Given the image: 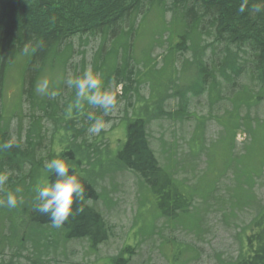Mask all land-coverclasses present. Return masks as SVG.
Listing matches in <instances>:
<instances>
[{
    "label": "trees",
    "instance_id": "1",
    "mask_svg": "<svg viewBox=\"0 0 264 264\" xmlns=\"http://www.w3.org/2000/svg\"><path fill=\"white\" fill-rule=\"evenodd\" d=\"M243 2L0 0V143L14 139L12 123L22 117L25 105L31 114L30 130L40 124L36 116L42 113L56 131L60 130L59 134L65 132L67 138L70 136L68 140H81L74 144L72 152L58 151L51 137H46V143V138L39 140L36 146L29 141L22 143L19 138L15 141L19 147L0 151V173L8 175L7 182L0 185V200L17 188L18 199H23L14 209L0 206V264H47L46 256L58 252L65 242L86 240L89 249L96 251L109 237L103 215L89 204L98 196L89 183L92 169L98 166L89 169L87 163L102 161L95 156V144L84 142L86 130L78 129L80 124L94 123L89 113L100 118L103 111L86 103L82 112L73 107L69 116L66 111L76 99V90L69 88L66 80L85 72L80 65H71L72 60L78 47L91 41L97 42L96 48L90 62L81 52L82 64L101 75L104 89L114 82L113 86L124 85L127 93L128 88L132 90L136 73L137 84H149L150 91L144 97L136 89L134 105L128 103L134 110L131 117H126L125 140L118 152H113L109 168L120 164L136 174L153 195L156 210L171 223L180 215L190 214L194 205V194L189 195L175 175L180 162L188 157L192 161L206 150L210 159L217 157L223 163L215 174L231 169L236 177L237 164L239 174L247 179L245 184L239 183L242 198L237 202L241 209L252 208L254 215L247 226L250 232H244L232 264H264V201L256 198L254 187L264 175V11L253 10L260 0H249L246 10L240 13ZM75 42L79 44L77 48ZM25 45L30 49L28 55L23 54ZM154 45L165 51L159 70L154 62ZM55 76H59L56 81ZM43 78L50 80L59 93L57 97L37 95L36 83ZM11 80L18 87L16 105L9 102L7 95ZM202 97L210 111L207 117L195 118L189 155L177 154V147L170 143L169 148L163 147L159 160L150 148V126L155 122L191 120L188 118L196 115L188 114L191 101L197 103ZM170 99L177 103L165 112L163 104ZM217 106L224 113L215 117L211 108ZM211 118L218 121L225 136L218 145L206 148L199 137L203 139V124ZM238 132L245 133L249 146L235 155L231 143ZM53 158L69 159L75 164V174L86 189V198L80 205L84 212L70 217L61 228H54L47 216L34 210L38 203L34 188L43 179L39 171L45 170V163ZM224 161L229 165L225 166ZM55 179V174L49 173L46 183ZM48 227L53 231L51 240L43 243L47 242L45 237L40 242L37 234H43ZM26 243L34 249L21 259ZM179 255L184 252L179 251ZM129 263V258L122 255L111 260V264Z\"/></svg>",
    "mask_w": 264,
    "mask_h": 264
},
{
    "label": "rangeland",
    "instance_id": "2",
    "mask_svg": "<svg viewBox=\"0 0 264 264\" xmlns=\"http://www.w3.org/2000/svg\"><path fill=\"white\" fill-rule=\"evenodd\" d=\"M96 43L91 41L85 47H78V42H75V47L78 49L71 65L75 67L80 65L81 71L90 70L82 64L80 54L85 52L90 62ZM153 53L156 68L159 70L164 60L162 58L165 53L164 48L154 45ZM85 63L88 65V62ZM137 68L141 72L145 71L143 67ZM135 75L136 77H132L134 79L132 90L128 88L127 93L124 91V85L113 86L114 82L109 89L106 88L116 94L117 104L108 114H104L102 108L99 109L103 111L100 118L104 121L105 127L98 134L88 131L93 123L78 126V129L86 130L87 138L84 142L90 145L95 144L98 151L95 156L102 161V164L96 160L94 162L89 160L90 165L87 163L89 169L92 168L91 166H98L92 169V181H89L95 187L98 196L89 204L94 205L103 215L109 227V237L98 246L96 251L89 249L86 240L65 242L64 245H60L58 252H52L46 256V263L111 264L113 258L122 255L129 258V264H232L238 256L243 234L248 231L247 226L252 220L254 211L250 207L241 209V205L237 202L238 198H242L239 183L245 184L247 180L239 174L240 167L237 164L235 170L238 176L236 177L234 170L231 171V169L215 174L218 172L217 167H222L223 163L217 157H214V161L210 159L206 150L192 161L190 157L185 158L189 155V142L197 124L195 118L207 117L210 111L209 103L205 102L204 97L197 103L192 99L188 114L196 115L195 117L188 115V119L191 120L186 119L173 124L164 121L155 122L148 129L150 148L159 160H161L160 154L163 147L167 149L171 144L177 147V154L180 152L185 156V161L180 162L178 173L175 175L179 182L185 185V191L189 195L194 194V205L190 208V214L180 215L177 220L169 223L156 210L153 195L136 174L126 170L120 164L117 167L111 166L112 169L109 168L108 161L112 158L113 152H118L124 143L126 117H131L134 110L128 103L131 102L134 105L136 89L144 97L150 93L149 84H137L138 76L136 73ZM58 77L55 76L54 80L56 81ZM12 82L13 80L9 83L7 95L9 94V102L16 105L18 99L15 96L18 87L17 84L12 85ZM176 103L171 99L165 102L163 104L165 112L171 111L170 108H173ZM29 112V106L25 105L22 117L13 120L11 129L15 130V141L21 138L22 143L29 141L28 144L36 146L39 140L43 141V138L51 137L58 151L67 152L73 151L74 144L81 143V140H68L70 136L67 138L64 130L63 134H59L60 130L56 131L55 126L49 124V119L44 118L42 113L36 116L40 119V124L37 126L35 124V129L30 130L31 114ZM211 112L215 117L224 113L218 106L212 107ZM262 112H264V100ZM217 122L215 118H211L203 124V139L202 137L199 139L206 148L218 145L220 139L225 136L224 130ZM245 137V133L238 132L235 141L231 143L235 155L249 146ZM226 139L227 133L225 141ZM46 142L47 138L44 143ZM224 165H229L228 161H224ZM81 168L84 169V167ZM39 173L43 177L40 184H45L49 172L42 169ZM254 187L256 198L264 201V175L262 179H257ZM51 228L43 229V234L41 232L37 234L40 242L46 237L47 242L43 243H49L48 238L51 240L50 235L53 234ZM32 248L30 243H26L25 249L21 252L23 256L21 259L28 256ZM181 250L184 255H179Z\"/></svg>",
    "mask_w": 264,
    "mask_h": 264
},
{
    "label": "clouds",
    "instance_id": "3",
    "mask_svg": "<svg viewBox=\"0 0 264 264\" xmlns=\"http://www.w3.org/2000/svg\"><path fill=\"white\" fill-rule=\"evenodd\" d=\"M30 3L33 0H29ZM249 0L244 2L239 7V12L243 13L246 10ZM254 11H264V0H260V4L254 6ZM30 49L28 45L23 48V54L28 55ZM69 88H74L75 103L69 104L67 114L70 116L75 107L78 111H83L85 103L92 107H100L104 114H108L117 104V96L112 91L103 88V80L99 73H93L90 70L84 72L82 76H76L66 80ZM35 91L37 95L48 96L55 98L59 93L51 86V82L47 78L37 81ZM89 119L94 123L89 127L88 131L92 134H98L104 127V121L101 118L95 117L89 113ZM19 147V144L14 139L0 143V151ZM45 170L51 174H55V181L45 184H37L34 188L36 193L37 204L35 211L42 216H47L49 222L54 228H61L70 217L79 215L84 212V208L80 206L86 198V189L84 184L78 179L75 174V164L69 159L53 158L45 163ZM70 170H72L70 174ZM8 175L0 173V185L7 182ZM15 192L9 191L6 194V199L0 200V206L6 205L9 209H14L18 204L23 203V199H18Z\"/></svg>",
    "mask_w": 264,
    "mask_h": 264
}]
</instances>
